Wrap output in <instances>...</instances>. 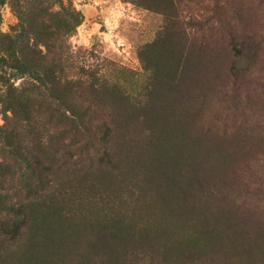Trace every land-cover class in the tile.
Returning <instances> with one entry per match:
<instances>
[{
    "label": "trees",
    "instance_id": "16d2710c",
    "mask_svg": "<svg viewBox=\"0 0 264 264\" xmlns=\"http://www.w3.org/2000/svg\"><path fill=\"white\" fill-rule=\"evenodd\" d=\"M124 1L163 13L166 21L138 49L143 76H128L124 71H135L122 67L126 81H120L76 61L67 38L82 22L81 12L51 10L50 0H10L19 23L5 47L0 33V86L5 88L0 142L32 178L22 196V189L9 185L11 164L0 161V264H179L182 259L214 264L218 230L210 199L234 191L238 181H220L203 152L210 143V119L193 124L176 107L212 96L236 100L229 97V84L237 85L262 55L264 29L242 25L229 0H199L200 9L188 17L178 0ZM17 73L31 80L18 88L10 81ZM257 85L264 96V78ZM37 92L42 102L34 105ZM43 100L60 112L58 121L53 114L44 121ZM55 143L62 144L57 153L66 150L69 164L93 160L130 181H143L153 196L195 224V241L213 254L203 253L200 243L173 244L169 250L109 211L85 228L37 226L32 203L54 187L57 172L38 149ZM238 164L250 168L246 159ZM243 215L231 216L233 223L240 221L238 234L254 232L264 239V229H253Z\"/></svg>",
    "mask_w": 264,
    "mask_h": 264
},
{
    "label": "rangeland",
    "instance_id": "374dc122",
    "mask_svg": "<svg viewBox=\"0 0 264 264\" xmlns=\"http://www.w3.org/2000/svg\"><path fill=\"white\" fill-rule=\"evenodd\" d=\"M198 1L178 0L182 15L196 14L200 9ZM50 3L51 10L74 9L83 15L76 31L67 38L79 64L100 68L112 80L126 81L119 69L122 67L135 71H124L128 76H143L138 49L155 38L166 15L124 0H50ZM229 8L236 11L235 16L242 25L253 30L264 29V0H229ZM18 23L19 17L10 0H0V33L4 47ZM261 54L237 85L229 84V97L236 96V100L228 102L220 96H212L206 101L188 100L176 107L177 112L190 117L193 124L198 120L206 123L210 119V143L203 152L220 181L229 184L238 181L234 191L215 193L210 199L218 230L212 243L217 247L214 264H264V239L256 237L254 232L238 234L240 221H231L234 213H241L244 214L242 220L253 229H264V104L260 102L264 96L258 95L261 90L257 85L264 78V40ZM30 80L26 73L12 74L10 79L18 88ZM4 89L0 86V94ZM36 94L34 105L41 103L43 97L40 92ZM42 105L45 122L51 114L54 122L61 118L60 112L44 100ZM4 123L3 112L0 113V126ZM61 145L55 143L38 149L57 172L54 187L45 197L32 203L37 226L53 224L61 228H85L95 224L104 211H109L121 214L134 232L143 231L149 240L167 245L169 250L173 244L200 243L202 252L213 254L202 241H195V224L153 196L143 181L139 180L142 186L93 160L69 164L72 161L65 158L66 150L57 153ZM2 147L0 142V161L6 160L12 167L11 172H6L9 185L22 189L19 192L24 196L26 179L32 176L29 177L23 161L12 159L9 148ZM244 159L249 161L250 168L238 164ZM253 189L257 191L253 192ZM172 255L179 260L175 253ZM179 264L189 263H183L182 259Z\"/></svg>",
    "mask_w": 264,
    "mask_h": 264
}]
</instances>
